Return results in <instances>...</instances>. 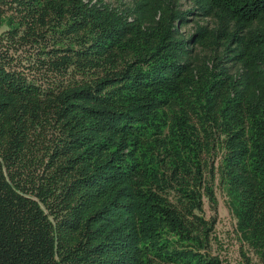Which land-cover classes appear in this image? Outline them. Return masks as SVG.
Segmentation results:
<instances>
[{
  "label": "trees",
  "instance_id": "trees-1",
  "mask_svg": "<svg viewBox=\"0 0 264 264\" xmlns=\"http://www.w3.org/2000/svg\"><path fill=\"white\" fill-rule=\"evenodd\" d=\"M94 1L0 0V264H222L220 155L264 264V0Z\"/></svg>",
  "mask_w": 264,
  "mask_h": 264
},
{
  "label": "rangeland",
  "instance_id": "rangeland-1",
  "mask_svg": "<svg viewBox=\"0 0 264 264\" xmlns=\"http://www.w3.org/2000/svg\"><path fill=\"white\" fill-rule=\"evenodd\" d=\"M96 1V0H95ZM94 1V2H95ZM105 3L111 4L113 6L124 8V4H128L131 0H104ZM197 0H179V8L181 12L185 13V25L181 28V33L185 37L189 38L194 34L199 26H212L215 24V20L210 17H205L197 4ZM5 31V28L0 29V34ZM222 156L220 155L215 161V193L217 205L215 207L211 206L208 199L205 200L204 208L206 210L207 218L216 219V224L214 227V241H213V255L218 256L222 261V264H258V257L252 251L248 250L247 247L244 250L243 244L240 240V236L237 233V221L230 207L228 206V197L223 190L221 184L220 168L219 163ZM212 158V157H211ZM213 163V162H212ZM213 167H208L207 179L208 183H214L212 174ZM212 220V219H211ZM247 255V258L244 256Z\"/></svg>",
  "mask_w": 264,
  "mask_h": 264
}]
</instances>
